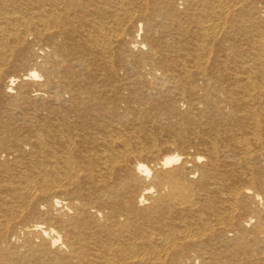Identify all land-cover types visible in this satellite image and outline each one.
<instances>
[{
	"label": "bare ground",
	"instance_id": "6f19581e",
	"mask_svg": "<svg viewBox=\"0 0 264 264\" xmlns=\"http://www.w3.org/2000/svg\"><path fill=\"white\" fill-rule=\"evenodd\" d=\"M183 5L0 0V264H264V0Z\"/></svg>",
	"mask_w": 264,
	"mask_h": 264
},
{
	"label": "rangeland",
	"instance_id": "374dc122",
	"mask_svg": "<svg viewBox=\"0 0 264 264\" xmlns=\"http://www.w3.org/2000/svg\"><path fill=\"white\" fill-rule=\"evenodd\" d=\"M177 5L179 8H182L184 5H183V0H177ZM257 6H261V3H256ZM261 9V8H260ZM264 14V13H263ZM179 107L182 111L184 110H187L188 109V104L187 103H184V102H180L179 103ZM154 135L156 136L157 140H158V143L161 144L163 147H162V152L160 151V154L158 155L159 157H163L165 154H167L168 152H176V153H184L185 156H188V157H192L193 154L195 153H198V150L196 147L192 146V145H188L187 147L185 148H182V147H179L177 145H174V144H170V145H164V143H167V136H162L161 134L159 133H154ZM166 146V147H164ZM174 146V147H173ZM167 148V149H166ZM147 161L148 164H151L152 162V159H147L145 160ZM199 264V261H196L195 264Z\"/></svg>",
	"mask_w": 264,
	"mask_h": 264
}]
</instances>
